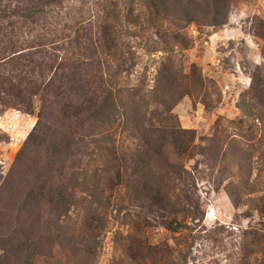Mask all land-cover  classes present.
I'll use <instances>...</instances> for the list:
<instances>
[{"label":"rangeland","instance_id":"1","mask_svg":"<svg viewBox=\"0 0 264 264\" xmlns=\"http://www.w3.org/2000/svg\"><path fill=\"white\" fill-rule=\"evenodd\" d=\"M182 5L0 0V264H264V0Z\"/></svg>","mask_w":264,"mask_h":264},{"label":"trees","instance_id":"2","mask_svg":"<svg viewBox=\"0 0 264 264\" xmlns=\"http://www.w3.org/2000/svg\"><path fill=\"white\" fill-rule=\"evenodd\" d=\"M152 1V7H153V11H154V15L155 16H160L161 14H166L167 13V9H169V7L167 5H169L170 3L172 4V6L176 7L177 10H180V8H182L181 12L182 13V18L184 17L186 19V21H188L189 16V12L184 10L185 8L183 7V5L181 6V0H151ZM215 3V1H213ZM216 10V9H215ZM221 13L220 11H215V14L212 16V24L211 25H218L220 22V17ZM222 19L224 16H221ZM183 28V27H182ZM179 39H183L182 35H178L176 40H178V43H181V40ZM112 48V47H110ZM172 73V72H171ZM176 74V73H174ZM129 92V96L131 97V103L133 104L134 108L138 107L139 102L144 98V95H142L143 91L139 90L137 87L133 88V89H129L127 90ZM104 92V96L102 98V101L100 103V106H93L94 107V111H92L91 113H89L88 117L85 119L84 123H86L88 129L90 131H93L94 128L99 127L97 125V123H101V125H105V124H110L111 122L115 121V114L117 113L118 109H117V93H120V90H116L114 92V90H103ZM148 93V91H147ZM150 93L155 94V91H151ZM114 114V115H113ZM121 115L124 118V114L121 113ZM83 125V124H80ZM136 133H140V139H143L142 141H144L145 144L150 145V147H152L151 145V138L146 134V133H142V131H138L137 129H135ZM128 133H130L131 135H135L133 134V131H128ZM92 134H87V137H91ZM172 140L175 141L177 140V135H173V133L171 134ZM106 140H109L110 142L114 141L111 137H107ZM92 141H94V145L99 148L101 150V145L99 143H101L100 141H98L97 139H93ZM68 144L64 145L65 149L67 148ZM60 145H58V147L55 146H51L50 149L53 153H59L60 152ZM108 154L110 153L109 150L107 149ZM111 151V150H110ZM112 153V151H111ZM148 156L150 157V154L147 153ZM98 182H100L98 180ZM79 185L81 186L82 184L79 183ZM144 187L146 185H143ZM96 188H98V184H96ZM71 204V203H70Z\"/></svg>","mask_w":264,"mask_h":264}]
</instances>
